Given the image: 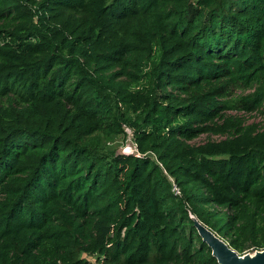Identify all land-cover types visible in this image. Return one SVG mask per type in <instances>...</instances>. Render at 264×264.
<instances>
[{
  "label": "trees",
  "instance_id": "obj_1",
  "mask_svg": "<svg viewBox=\"0 0 264 264\" xmlns=\"http://www.w3.org/2000/svg\"><path fill=\"white\" fill-rule=\"evenodd\" d=\"M190 215L264 249V0H0V264H219Z\"/></svg>",
  "mask_w": 264,
  "mask_h": 264
},
{
  "label": "water",
  "instance_id": "obj_2",
  "mask_svg": "<svg viewBox=\"0 0 264 264\" xmlns=\"http://www.w3.org/2000/svg\"><path fill=\"white\" fill-rule=\"evenodd\" d=\"M190 217L202 241L211 249V254L219 264H264V249L239 254L215 231L201 223L195 216Z\"/></svg>",
  "mask_w": 264,
  "mask_h": 264
},
{
  "label": "rangeland",
  "instance_id": "obj_3",
  "mask_svg": "<svg viewBox=\"0 0 264 264\" xmlns=\"http://www.w3.org/2000/svg\"><path fill=\"white\" fill-rule=\"evenodd\" d=\"M242 89H235L233 91V94H241ZM225 115H232V116H237L242 119L246 123H252V122H259L261 121V116L256 113V112H247L244 110H238V109H228L224 111ZM222 136L220 135H214V134H208V133H202L199 136H197L194 140H192L193 143H203L209 139L211 140H217L220 139ZM107 147L109 149H114L116 152H121L124 147L130 146L131 148H134L133 140H132V135L130 132H127V136L125 139L122 138V136H116L112 140L106 143ZM251 253V252H250ZM91 261L94 259L93 257H88Z\"/></svg>",
  "mask_w": 264,
  "mask_h": 264
},
{
  "label": "built area",
  "instance_id": "obj_4",
  "mask_svg": "<svg viewBox=\"0 0 264 264\" xmlns=\"http://www.w3.org/2000/svg\"><path fill=\"white\" fill-rule=\"evenodd\" d=\"M125 130L127 132H130V130L128 128H125ZM122 153H124V154H136V155L139 156V154L136 151V147L135 146H134V148H131L129 145L124 147L123 150H122ZM172 190H173V192L175 194H179L180 193L179 188L174 183H173V186H172ZM90 264H103V262H101L100 260L98 261V260L93 259Z\"/></svg>",
  "mask_w": 264,
  "mask_h": 264
}]
</instances>
